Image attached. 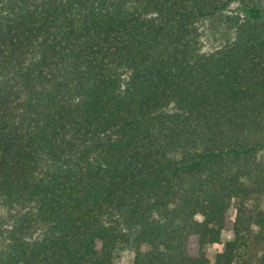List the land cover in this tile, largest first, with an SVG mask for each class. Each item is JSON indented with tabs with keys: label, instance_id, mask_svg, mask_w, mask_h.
Returning <instances> with one entry per match:
<instances>
[{
	"label": "trees",
	"instance_id": "1",
	"mask_svg": "<svg viewBox=\"0 0 264 264\" xmlns=\"http://www.w3.org/2000/svg\"><path fill=\"white\" fill-rule=\"evenodd\" d=\"M123 245L264 264V0H0V264Z\"/></svg>",
	"mask_w": 264,
	"mask_h": 264
},
{
	"label": "rangeland",
	"instance_id": "2",
	"mask_svg": "<svg viewBox=\"0 0 264 264\" xmlns=\"http://www.w3.org/2000/svg\"><path fill=\"white\" fill-rule=\"evenodd\" d=\"M236 207V202H232L230 208L228 209L226 216H225V221H226V228L222 233L223 240H229L231 238V232H230V227L233 221L234 217V209ZM197 220H200V217L196 218ZM189 250L191 253L196 254L197 252V247L195 243V239L192 238L189 242ZM221 250L220 245H213V246H208L203 249L206 257L212 261L214 258V255ZM133 259H134V253L133 250L130 246H119L115 251H114V258H113V263L112 264H133Z\"/></svg>",
	"mask_w": 264,
	"mask_h": 264
}]
</instances>
